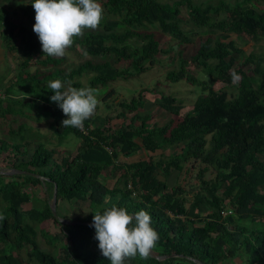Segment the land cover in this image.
Masks as SVG:
<instances>
[{"label": "trees", "instance_id": "trees-1", "mask_svg": "<svg viewBox=\"0 0 264 264\" xmlns=\"http://www.w3.org/2000/svg\"><path fill=\"white\" fill-rule=\"evenodd\" d=\"M263 1L28 0L21 6L27 28L1 7L3 48L16 52L21 35L23 61L0 96V118L18 117L22 95L14 91L23 88L50 110L58 147L70 136L80 144L75 153H61L38 139L29 155L24 124L9 129L10 137L0 135V162H11L0 167V264H24L22 251L34 264H118V255L134 264H264V57L247 54L232 38L264 40ZM195 41L196 52L187 58L178 51L177 67L165 77L193 86L196 98L185 111L176 93L160 92V107L170 115L164 124L146 112V92H159L150 87L129 99L114 89L103 93L107 111L116 101L114 115L79 117L67 108L141 77L176 45ZM76 46L102 60L71 65L63 52ZM215 82L237 92L216 89ZM141 152L139 160L121 159ZM14 169L39 176L2 173ZM39 185L47 201L25 209L34 198L28 188ZM56 187L57 212L60 201L77 200L89 202V212L75 221H117L61 222L52 210ZM40 234L53 252L42 249Z\"/></svg>", "mask_w": 264, "mask_h": 264}, {"label": "rangeland", "instance_id": "rangeland-1", "mask_svg": "<svg viewBox=\"0 0 264 264\" xmlns=\"http://www.w3.org/2000/svg\"><path fill=\"white\" fill-rule=\"evenodd\" d=\"M163 2H172L173 0H161ZM204 1H212L217 2L218 0H204ZM229 1H236V0H229ZM28 3V0H0V8L4 7L6 8L12 17L18 22H21L23 27L27 28L29 27V23L26 21L25 16L23 15V12L21 10L22 5H26ZM262 7H264V1L262 2ZM17 15V16H16ZM183 16L188 18V14L183 9ZM96 30L100 31V28H95ZM21 35L18 37L17 44H18V50L16 52H7L2 45V41L0 39V96L3 95L4 91L8 87L9 84L14 82L17 79L18 76V66L23 61L22 59V43H21ZM199 37V36H198ZM238 45L245 50L247 54H250L252 52L262 55L264 57V40H262L259 43H247L245 40H243L239 36L233 35L232 37ZM162 40L164 43L168 44H175V40H172L171 38H168L166 36H162ZM197 42L187 44V45H176L175 50L170 53L169 55H164L159 58L160 63L158 66L146 74H143L141 77L130 79L129 81L120 80L114 84L109 85L108 87L102 88L100 93H96L95 95L91 96L89 99L79 98L77 100L70 101L67 105V108L76 111L77 115L79 117H83L85 115L90 116H100L104 117L107 114L114 115L117 113V104L112 101L111 109L107 111L105 105L102 103V96L103 93H108L110 90L114 89V91L119 95L120 98H127L129 99L132 95H134L136 92H138L141 88L144 87H150V88H156L158 89V93H151L146 92L145 96L147 98L146 103V112L151 115L152 122L158 123V124H164L170 117V115L164 111L160 107L161 102V94L160 92H165L167 94L170 93H176L179 100L185 101V111H188L191 109L192 104L196 98V92L197 90L193 87L187 84L186 82H181L177 84H170L166 80V74L169 70L175 69L177 67L176 61L172 59V57L175 58V55L178 53V51H182L183 54L190 58L195 52H196ZM63 54L68 57V63L71 65H76L81 62H86L88 60H93L95 62H100L102 59L99 58H93L87 55L83 54V50L81 47L76 46L73 50H66L63 52ZM177 59V58H176ZM247 71L249 73H252L253 66H248ZM32 70H34L32 68ZM189 70L195 74H200L199 69L195 67L194 65H191L189 67ZM82 83L84 86L88 85L87 77L85 76L82 79ZM216 89H227L230 94H235L237 92V89L231 86H227L226 84L222 82H215L214 83ZM21 90V91H19ZM23 91V92H22ZM67 93L69 96H72L74 93L73 89L70 87L67 89ZM22 95V97L18 98V107H16V110L19 111L18 117L15 119V117L11 116L9 118H0V135H6L7 137H10L8 135V131L11 128H18L21 124H24L27 128L26 135L28 136L26 140V148L31 155L34 152V149L37 145L38 139L45 140L50 143L51 147H58V141L55 137V134L50 128V125L52 123V117L50 114V110L48 107L41 103V101H32V97H30L29 94L26 93V91L22 88H15L14 95ZM99 94L98 98L96 99V95ZM198 95V94H197ZM101 98V99H100ZM6 104V103H5ZM67 142H63V144H60L59 151L61 153L63 152H71L75 153L78 145L80 144V141L70 136L66 140ZM21 142V140H20ZM58 154L56 156V160H60L62 154ZM28 156V155H27ZM26 155L22 156V159H27ZM146 154L144 152L138 153L134 155L131 158H124L121 157L124 161H136L140 158L145 157ZM156 158H160L162 154L158 152L157 154H154ZM11 162H0V167H8L10 166ZM177 174V173H176ZM12 174H7V176H11ZM176 182V175L174 174L173 177H171L169 184L173 186ZM111 185V182H110ZM189 188V186H188ZM28 190L32 192L34 198L30 203H27L25 205V209L30 210L34 207L42 208L47 201L48 195L44 190V187L42 185L36 186V187H29ZM89 212V202H82V201H60L59 207H58V214L60 218L62 219H70V220H77L79 218H84L85 214ZM38 230L41 228L37 225ZM54 231H58L59 229H55ZM38 240L41 244V247L45 251H54V249L49 246L46 242V239L40 234L38 237ZM15 254L18 255V252L15 251ZM21 257L23 258L24 264H34L28 262V256L26 251L21 252ZM116 262L118 264H134L129 262L126 257L123 255L116 256ZM242 261L240 259L235 260V264H241ZM227 264H232V262H228Z\"/></svg>", "mask_w": 264, "mask_h": 264}, {"label": "water", "instance_id": "water-1", "mask_svg": "<svg viewBox=\"0 0 264 264\" xmlns=\"http://www.w3.org/2000/svg\"><path fill=\"white\" fill-rule=\"evenodd\" d=\"M4 174H16V173H21V174H29V175H36V176H39L37 174H34L32 172H29V171H24V170H19V169H14L12 171H5V172H2ZM57 206H58V197H57V187L55 188V194H54V198H53V202H52V210H53V213L55 216H58V212H57ZM136 217V216H134ZM61 222L65 223V224H85V225H90V226H96V225H99V224H102V223H109V222H112V221H117V220H107V221H102V222H85V221H75V220H70V219H62V218H59ZM144 247H145V250L147 251V253L150 255V256H154L150 249H149V246L148 244L145 242L144 243ZM155 257V256H154ZM158 259H165L167 257H157Z\"/></svg>", "mask_w": 264, "mask_h": 264}, {"label": "crops", "instance_id": "crops-1", "mask_svg": "<svg viewBox=\"0 0 264 264\" xmlns=\"http://www.w3.org/2000/svg\"><path fill=\"white\" fill-rule=\"evenodd\" d=\"M87 214H88V213H87ZM84 216H86V214H85Z\"/></svg>", "mask_w": 264, "mask_h": 264}]
</instances>
